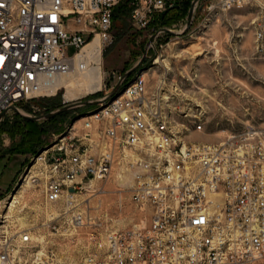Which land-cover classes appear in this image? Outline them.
<instances>
[{
    "label": "built area",
    "instance_id": "obj_1",
    "mask_svg": "<svg viewBox=\"0 0 264 264\" xmlns=\"http://www.w3.org/2000/svg\"><path fill=\"white\" fill-rule=\"evenodd\" d=\"M123 5L133 24L145 29L176 0H0V125L13 108L56 96L63 88L47 92L55 78L96 66L86 48L99 39L103 57L114 45V15ZM256 6L263 20L254 46L264 59V0H211L206 10ZM123 78L107 76L118 83ZM185 84L152 89L145 73L125 79L113 97L115 87L37 157L46 164L44 204L61 205L47 226L56 228L61 221L70 236L89 231L79 264H258L264 259V127L248 124L228 130L219 142L193 141L194 134L207 131L208 111L186 103ZM183 102L187 108H179ZM117 170L133 171L136 212L129 224L112 227L121 213L103 209L94 218L77 199L86 189L95 192V182ZM12 202L0 199V264H26L33 235L28 228H11ZM53 257L44 250L34 264H57Z\"/></svg>",
    "mask_w": 264,
    "mask_h": 264
},
{
    "label": "rangeland",
    "instance_id": "obj_2",
    "mask_svg": "<svg viewBox=\"0 0 264 264\" xmlns=\"http://www.w3.org/2000/svg\"><path fill=\"white\" fill-rule=\"evenodd\" d=\"M179 1L183 5V1ZM210 1L201 0L198 3L192 27L187 33L176 35L163 32L152 44H149L151 38L162 28L175 33L187 28L195 0H192L187 11L171 12L165 23L157 20L153 26L145 29H138L130 15L120 17L113 29L116 35L114 45L105 49L102 57L106 83L99 92L68 101L65 99L67 90L62 89L56 96L28 103L24 112L36 117L69 104L99 100L118 83L117 79H107L108 75L117 73L124 76L135 69L126 78L127 82L145 73L152 89H158L161 83L165 84L166 90L173 89L176 83H186L187 90H190L186 94V103L195 105V108L201 105L208 111L207 131L194 134L193 141L219 142L228 130L238 126L242 130L248 124L264 127V59L256 54L254 46L255 29L263 20L260 8L208 13L206 8ZM187 79H193L194 83L188 84ZM51 99H55L57 107L52 106V110L47 111L44 101ZM186 103H179V108H187ZM88 106L97 105H84L64 112L69 116L65 121L61 120L58 127L62 128L63 133L52 129L43 135L42 141L48 144L37 155L32 152L20 153L19 145L24 133L17 132L13 125L21 115L11 112L1 123L3 127L7 126L0 132V199L8 197L13 201L12 195L21 192L20 203L11 211V228L17 232L28 228L32 232L35 245L25 251L26 264H34L36 254L44 250L53 253L57 264H79L87 252L88 230L70 236L60 226L61 221L55 223L56 228L47 226L49 216L59 213L61 205L44 204L48 181L46 164L37 157L53 148L75 120L91 111L86 110ZM36 122L44 125L48 121ZM80 125L77 124V127ZM37 165L39 168L34 171ZM119 174L124 175L122 170H117L108 179L95 182V192L86 189L79 193L77 199V206L94 218L103 209H108L112 214L121 213L119 222L112 223V227L129 224L136 212L130 191L132 185L123 183ZM29 175L30 182L26 180ZM258 264H264V259Z\"/></svg>",
    "mask_w": 264,
    "mask_h": 264
},
{
    "label": "trees",
    "instance_id": "obj_3",
    "mask_svg": "<svg viewBox=\"0 0 264 264\" xmlns=\"http://www.w3.org/2000/svg\"><path fill=\"white\" fill-rule=\"evenodd\" d=\"M182 1L183 5L179 0H177L176 6L174 8L170 9L167 14L161 13L160 17H158L155 21L158 20L160 23H165L166 19L169 17L168 15L171 12H177L180 10L184 12L187 11L192 4V0ZM125 15L129 16L130 10H128V8L124 5L118 7L114 15L115 23L120 17ZM155 21L151 24L152 26L155 24ZM54 101L55 99L44 101L46 103V106L44 107L47 111H51L52 106L57 107V103H55ZM95 108H97V106H88L86 110H93ZM68 114L69 113L59 114L57 117L52 118V120H49L44 125L20 116V119L13 125V128L17 132L24 133L23 140L19 145V147L21 148L20 153L26 154L32 152L33 154L37 155L40 151H42L44 149V146L48 144L47 142L44 143V141H42L43 135L49 133L52 129H54L59 134L63 133L62 128L58 127L61 120L65 121V118L69 116ZM5 126H7V124ZM5 126L3 127V125H1L0 132L4 130L3 128H5Z\"/></svg>",
    "mask_w": 264,
    "mask_h": 264
},
{
    "label": "bare ground",
    "instance_id": "obj_4",
    "mask_svg": "<svg viewBox=\"0 0 264 264\" xmlns=\"http://www.w3.org/2000/svg\"><path fill=\"white\" fill-rule=\"evenodd\" d=\"M86 49L89 50L90 54L94 55V60L97 65L90 67L88 71H86L83 74L73 73L71 75H68L67 77L55 78L52 81L53 85L50 87L49 90H47L49 94H55L57 90L60 88L66 89L67 92L65 95V99L69 101V100L79 99V97H83L91 93H96L99 92V90H101L103 86V68L101 66L102 53L101 50L99 49V39L90 43ZM38 168L39 167L37 165V167L34 168V171L38 170ZM123 174L124 175L127 174V175L124 176L119 174L121 181H123V183H128L132 185L134 178L133 171H123ZM29 179H31L30 175L26 180L29 181ZM20 193L21 192L12 195L14 199L12 202L11 211L16 208L18 203H20L19 201Z\"/></svg>",
    "mask_w": 264,
    "mask_h": 264
},
{
    "label": "water",
    "instance_id": "obj_5",
    "mask_svg": "<svg viewBox=\"0 0 264 264\" xmlns=\"http://www.w3.org/2000/svg\"><path fill=\"white\" fill-rule=\"evenodd\" d=\"M201 0H195V2L193 3L192 5V9L190 10V13H189V21H188V25H187V28L180 31V32H177L175 33L174 31H171L169 29H165V28H162L156 35H154L151 40H150V43L149 44H152L160 35L161 33L163 32H166V33H171V34H178V35H181V34H185L187 33V31L192 27V24H193V21H194V18H195V10H196V6L198 5V3L200 2ZM169 10L165 11L164 14H167ZM135 69L133 70H130V72H128L126 75H124V78L118 83V85L115 87V89L111 92V94L109 95V97H113L117 92L118 90L122 87L123 83H124V80L129 76L131 75V73H133ZM103 101V98L99 99V100H94V101H83L81 103H76V104H69L68 106H65L63 108H60V109H57V110H54L52 111L51 113H48V114H45V115H40V116H31L29 114H27L26 112H24V110H18L16 108H13V110L18 114V115H21L23 116L25 119H28V120H32L34 122L36 121H49V120H52V118L54 117H57L59 114H62L64 112H68V110L70 109H73V108H77V107H81V106H84V105H99L100 102ZM73 191V190H71Z\"/></svg>",
    "mask_w": 264,
    "mask_h": 264
},
{
    "label": "crops",
    "instance_id": "obj_6",
    "mask_svg": "<svg viewBox=\"0 0 264 264\" xmlns=\"http://www.w3.org/2000/svg\"><path fill=\"white\" fill-rule=\"evenodd\" d=\"M176 2H177V0H176Z\"/></svg>",
    "mask_w": 264,
    "mask_h": 264
}]
</instances>
